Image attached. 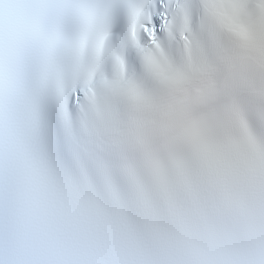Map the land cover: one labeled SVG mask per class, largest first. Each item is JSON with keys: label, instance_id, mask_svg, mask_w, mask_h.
<instances>
[{"label": "snow or ice", "instance_id": "obj_1", "mask_svg": "<svg viewBox=\"0 0 264 264\" xmlns=\"http://www.w3.org/2000/svg\"><path fill=\"white\" fill-rule=\"evenodd\" d=\"M0 264H264V0H0Z\"/></svg>", "mask_w": 264, "mask_h": 264}]
</instances>
